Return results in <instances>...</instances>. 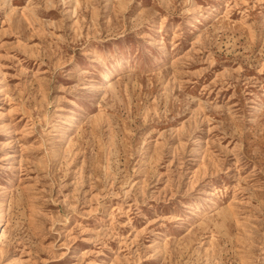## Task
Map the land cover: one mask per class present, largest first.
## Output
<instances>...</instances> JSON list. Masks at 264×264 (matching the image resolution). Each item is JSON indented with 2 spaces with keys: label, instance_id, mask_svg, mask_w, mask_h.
Segmentation results:
<instances>
[{
  "label": "rangeland",
  "instance_id": "374dc122",
  "mask_svg": "<svg viewBox=\"0 0 264 264\" xmlns=\"http://www.w3.org/2000/svg\"><path fill=\"white\" fill-rule=\"evenodd\" d=\"M0 221V264H264V0H0Z\"/></svg>",
  "mask_w": 264,
  "mask_h": 264
},
{
  "label": "bare ground",
  "instance_id": "6f19581e",
  "mask_svg": "<svg viewBox=\"0 0 264 264\" xmlns=\"http://www.w3.org/2000/svg\"><path fill=\"white\" fill-rule=\"evenodd\" d=\"M7 1V0H6ZM10 16V15H9ZM114 72V71H113ZM106 77V79H105V81L102 83V86H103V90H105V88H106V86L112 81V77H113V75H112V73H108V74H106L105 76H104V78ZM21 117H23V116H21ZM8 132V134H9V136L11 137V136H13V131H7ZM5 166V165H4ZM15 180V179H14ZM0 226H1V221H0ZM0 243H1V239H0Z\"/></svg>",
  "mask_w": 264,
  "mask_h": 264
}]
</instances>
